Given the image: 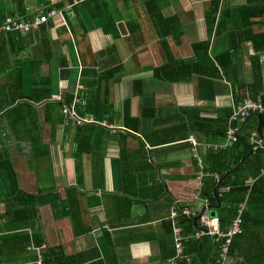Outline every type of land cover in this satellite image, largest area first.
Wrapping results in <instances>:
<instances>
[{"label":"crops","instance_id":"0c3cea01","mask_svg":"<svg viewBox=\"0 0 264 264\" xmlns=\"http://www.w3.org/2000/svg\"><path fill=\"white\" fill-rule=\"evenodd\" d=\"M211 1L0 0V22L34 18L57 4L61 13L27 36L0 35V264H37L39 255L45 261L49 249L61 248L73 264H166L175 255L163 223L175 204L197 210L204 202L194 153L201 157L207 145L220 142L211 136L199 142L191 134L196 151L186 133L172 142L170 126L191 119L174 107L198 108L201 117L216 119L219 110L234 107L242 90L236 76L218 72L212 81L221 92L201 101L198 74L169 84L153 79L152 67L165 63L166 53L184 60L226 53L239 44L228 35L241 24L240 9L261 2L227 0L225 18L224 0L216 14ZM252 29L264 33L263 20L255 18ZM260 40L242 42L234 50L242 61L235 54L229 66L238 67V82L250 84L255 58L264 92ZM109 53L120 70L110 81H99L100 92L90 100L106 124L85 125L80 135L55 103L73 100L83 71L99 67ZM139 79L143 96L134 94ZM83 91L76 109L81 101L88 104ZM18 193L23 200L9 205ZM245 241V250L264 255V240Z\"/></svg>","mask_w":264,"mask_h":264},{"label":"trees","instance_id":"16d2710c","mask_svg":"<svg viewBox=\"0 0 264 264\" xmlns=\"http://www.w3.org/2000/svg\"><path fill=\"white\" fill-rule=\"evenodd\" d=\"M222 1L223 0L211 1V9L214 14H216L217 10L221 8ZM259 1L262 2V4L259 2V6L248 4V7L245 6L240 9L241 15L239 18H242L241 24L234 26L228 35V37H237L239 44L235 45L232 49L226 50V53H218L214 57H211L210 53H203V55L197 54L198 56L196 55L195 58L190 60L178 59L175 54L173 55V53H166L167 59L165 63L154 68L152 67L153 79L157 81H165L169 84L180 83V81L184 80L186 81L189 76L193 74V76H195L198 74V98L201 101H213L221 92V90L216 86V82L212 81L213 75H218L221 72L226 76L229 74L230 78L236 76V82L241 87L239 92L242 90V93H237L235 95L234 107L219 110L220 114L217 115L216 119L201 117V109L198 108L182 110L180 107L173 106L175 112H177V115H180L181 112L190 113L191 119L184 118V120H181L175 125L172 124L173 121H171L172 125L170 126L169 130L171 129L174 131L172 132L171 136L174 139L172 142L184 140V133H186L188 135L192 134L197 137L199 142H201L202 137L211 136L212 139L210 141L223 143L226 140V133L229 128L230 118L233 114V111L241 101L250 98H260L264 107V92L261 89L262 83L260 82L262 75L261 71H259V68L256 67V59L253 58L252 60L254 80L250 84L238 82V67L234 66L233 69H230L231 66H229V60L232 59L235 54L238 56L237 58H239L240 53H234V50H237L242 42L250 40L257 44L261 41V38H264V33L256 34L252 29L255 18H261L264 24V0ZM223 3H225L223 16L226 18V8L228 10V5L226 3L229 2L224 0ZM58 6L59 5L57 4L52 8L58 9ZM244 11H247V13H243ZM244 18L245 22L243 21ZM134 25L136 26L135 28L138 27L137 24ZM220 32L221 31H219L218 34H223V32ZM257 47L264 48L262 45H257ZM104 54L106 53H102V55ZM113 54L114 53H109L108 57L105 58L107 63L104 61L101 63V65H99V67L96 66L94 68H87L83 71L81 84L84 86V91L82 92V98L84 99V97H87L88 104L84 105L83 101H81L82 103L80 102V104L77 106V113L84 119H91L92 122L83 121L81 124H76L63 113V107L66 104H70L72 102V98L55 103L54 107L60 110V114L63 115L66 123L77 126V129L80 130V135H83V129L86 127L85 125L93 127L96 124L97 126L98 124H106L104 123V119L102 117L93 112L94 105L92 102H90V100L91 97L98 96L100 92L98 87L99 81H110L116 76V74H118L120 70L119 65H112L113 61L115 60ZM241 61L242 60L239 58L237 63ZM201 65L204 66L205 69H196V67L201 68ZM122 66L124 67L123 64ZM212 70H216L217 73H213ZM143 82V79L134 81V94L136 96H143L144 91L142 90V87L140 86L138 88V85H142ZM14 108L16 107H13V109ZM11 110L12 108L6 112ZM126 115L128 114L124 112L125 123L126 118H128ZM108 124L110 125V123H107V125ZM237 125L238 124H236V122H233V126ZM241 125L242 128L239 133V142L228 145L225 149H207L203 153V156L201 155L204 165L203 170L206 176L203 179V185L199 195L201 199H208L211 207L217 206L218 204L220 205L214 210L221 221L222 230L224 232L228 230V227H230L233 219L236 218L238 214L240 205L244 203V209L242 212V231L232 239V243L229 246V260L227 264H264V255L260 254L258 249L257 251L259 252V255L250 249L245 250L242 246V243H244L245 240L250 241L251 239H256L257 241L261 242L264 240V150L261 149L250 153L251 147L249 146L250 136L253 132H258V128L259 136L264 138V113L251 114L246 123H242ZM126 127L129 128V130L139 132V128L136 125L127 124ZM105 129L110 131L109 126H105ZM156 132L158 131L156 130ZM76 141H78V139ZM81 144H83L82 140ZM79 156H82V154ZM122 156L124 162H126L127 155L124 156L123 154ZM243 157H245L244 160ZM138 161L140 162L141 159ZM195 164H197V161H195ZM196 166L198 167V165ZM139 170H142V168L139 167L137 171L139 172ZM132 173L136 172L132 171ZM227 173L230 174L220 183L219 188L229 187V191L221 194L220 196L217 195L219 198L218 202L215 197V193H218L217 190L219 188L216 190V187L219 180ZM21 200H23L21 198V194L18 193L13 199L10 200L9 205ZM20 212L22 215L27 213L25 210H21ZM20 212L17 213V216L18 214L20 215ZM7 213H10V211H7ZM193 219L194 217L186 215H181L176 218V224L181 227L182 233L187 237L184 241L185 256L190 259L187 260V258H184L180 261V264H217V261L220 259V244L222 242L217 243L209 237H202L200 239L192 238L191 236L194 235V233L199 228L198 220L197 227H195ZM163 224L167 229L166 236H171L172 238L171 243L173 244V252L170 254V256H173L175 254V244L172 234V221L170 219ZM25 227L33 228L32 226L30 227V224L28 223H26ZM34 240H36V245H40L37 243L39 241L38 237L35 236ZM62 252V248L57 251L54 249H49L44 254L45 262L47 264H73L67 262L68 258L65 257ZM262 252H264V250Z\"/></svg>","mask_w":264,"mask_h":264},{"label":"built area","instance_id":"2783aa9c","mask_svg":"<svg viewBox=\"0 0 264 264\" xmlns=\"http://www.w3.org/2000/svg\"><path fill=\"white\" fill-rule=\"evenodd\" d=\"M60 11L58 9H48L43 15L34 17V18H5L0 22V35L8 33V32H20L22 35L27 36L31 31L38 29L41 25L48 21L50 17L55 15H60ZM83 89V86L79 84L77 86V93L75 94L72 102L70 104H66L62 111L71 121L76 124H81L83 121L92 122L89 118H82L78 115L76 104L80 101L79 91ZM253 113H264V107L260 98L257 99H244L241 101L236 109L233 111V114L229 121V128L226 133V140L220 144H210L208 145V149L218 150L225 149L228 145H232L234 143L239 142V133L242 128V123H246L251 114ZM233 122L238 124L237 126H233ZM240 125V126H239ZM189 140L193 144V151H196L197 141L193 136H190ZM249 146L251 147L252 152H256L257 150H264V138L259 136L258 132H253L250 136ZM194 156L197 159V165L199 168L198 179L200 182L199 185V194L201 191V187L203 185V179L206 176L203 168V160L197 153H194ZM229 191V187L219 188L218 195L224 194ZM210 203L208 199H204V202L201 203L200 207L197 210H192L189 208H180L178 205H174L171 208V221L173 225V237L175 244V255L167 261L166 264H180V261L185 256V248L184 241L187 238L183 233L181 227L176 224V218L181 215H186L190 217H198L199 228L191 237L194 239H200L202 237H209L213 241L220 243V259L217 261V264H227L228 263V251L229 246L232 243V239L237 234L242 231V212L244 209V203L240 205L238 214L236 218L233 219L228 230L224 232L222 230V225L219 217L212 216L210 214L209 209ZM35 249V247H29V249ZM187 260H190L187 258ZM37 264H46L43 260L42 255H39Z\"/></svg>","mask_w":264,"mask_h":264},{"label":"water","instance_id":"95a60500","mask_svg":"<svg viewBox=\"0 0 264 264\" xmlns=\"http://www.w3.org/2000/svg\"><path fill=\"white\" fill-rule=\"evenodd\" d=\"M6 18V17H5ZM257 131L259 132V128L257 129ZM252 152V150L250 151V153ZM244 158L245 157H243V160H244ZM230 173H227L223 178H221L220 180H219V182H218V184H217V187H216V190L220 187V183L229 175ZM215 190V191H216ZM215 197H216V199H217V201L219 202V198H218V196H217V194L215 193ZM220 205L218 204L217 206H213V207H209V209H212V210H214V209H217L218 207H219ZM211 215L212 216H216V213L215 212H212L211 213ZM197 220H198V217H194V219H193V223H194V226L195 227H197Z\"/></svg>","mask_w":264,"mask_h":264},{"label":"clouds","instance_id":"9594fccd","mask_svg":"<svg viewBox=\"0 0 264 264\" xmlns=\"http://www.w3.org/2000/svg\"><path fill=\"white\" fill-rule=\"evenodd\" d=\"M207 147H208V145H207Z\"/></svg>","mask_w":264,"mask_h":264}]
</instances>
